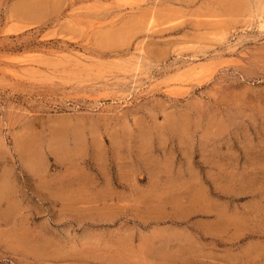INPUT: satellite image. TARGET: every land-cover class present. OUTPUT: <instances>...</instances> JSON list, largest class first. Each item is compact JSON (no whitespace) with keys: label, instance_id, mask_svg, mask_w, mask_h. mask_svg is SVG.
I'll return each instance as SVG.
<instances>
[{"label":"rangeland","instance_id":"obj_1","mask_svg":"<svg viewBox=\"0 0 264 264\" xmlns=\"http://www.w3.org/2000/svg\"><path fill=\"white\" fill-rule=\"evenodd\" d=\"M123 178L215 195L264 263V0H0V213L33 232L0 264H77L62 204Z\"/></svg>","mask_w":264,"mask_h":264},{"label":"crops","instance_id":"obj_2","mask_svg":"<svg viewBox=\"0 0 264 264\" xmlns=\"http://www.w3.org/2000/svg\"><path fill=\"white\" fill-rule=\"evenodd\" d=\"M120 184L102 189L91 181L62 204L67 213L61 223L74 226V235L66 240L69 249L74 245L77 264H261L255 244L241 241V221L228 219L215 195L210 194L207 204H197L175 189L164 197L133 192L124 178ZM25 209L29 208L17 202L11 217L0 213V226L10 221L18 236L31 237ZM15 240L12 248L18 255L37 256ZM4 242L8 243L0 238L2 247ZM51 256L39 254L44 259Z\"/></svg>","mask_w":264,"mask_h":264},{"label":"bare ground","instance_id":"obj_3","mask_svg":"<svg viewBox=\"0 0 264 264\" xmlns=\"http://www.w3.org/2000/svg\"><path fill=\"white\" fill-rule=\"evenodd\" d=\"M230 3V2H229ZM235 6V5H234Z\"/></svg>","mask_w":264,"mask_h":264}]
</instances>
